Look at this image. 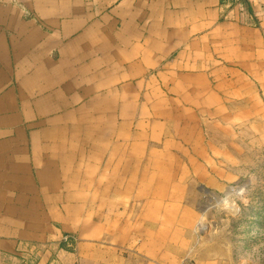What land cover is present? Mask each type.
Wrapping results in <instances>:
<instances>
[{
    "label": "crops",
    "instance_id": "1",
    "mask_svg": "<svg viewBox=\"0 0 264 264\" xmlns=\"http://www.w3.org/2000/svg\"><path fill=\"white\" fill-rule=\"evenodd\" d=\"M252 98L264 0H0V264H234L191 168Z\"/></svg>",
    "mask_w": 264,
    "mask_h": 264
},
{
    "label": "rangeland",
    "instance_id": "2",
    "mask_svg": "<svg viewBox=\"0 0 264 264\" xmlns=\"http://www.w3.org/2000/svg\"><path fill=\"white\" fill-rule=\"evenodd\" d=\"M251 102L237 104L228 114L205 116L198 147L204 171L201 164L191 168L204 176L199 234L209 224L218 233L216 240L230 249L234 264L253 246L264 253V106L256 105L255 98ZM256 259L264 264V255Z\"/></svg>",
    "mask_w": 264,
    "mask_h": 264
},
{
    "label": "clouds",
    "instance_id": "3",
    "mask_svg": "<svg viewBox=\"0 0 264 264\" xmlns=\"http://www.w3.org/2000/svg\"><path fill=\"white\" fill-rule=\"evenodd\" d=\"M264 255L260 253V246H253L252 249L246 254V256L241 260L240 264H257V255Z\"/></svg>",
    "mask_w": 264,
    "mask_h": 264
},
{
    "label": "built area",
    "instance_id": "4",
    "mask_svg": "<svg viewBox=\"0 0 264 264\" xmlns=\"http://www.w3.org/2000/svg\"><path fill=\"white\" fill-rule=\"evenodd\" d=\"M69 236H65L66 241L68 240Z\"/></svg>",
    "mask_w": 264,
    "mask_h": 264
},
{
    "label": "bare ground",
    "instance_id": "5",
    "mask_svg": "<svg viewBox=\"0 0 264 264\" xmlns=\"http://www.w3.org/2000/svg\"><path fill=\"white\" fill-rule=\"evenodd\" d=\"M201 223V222H200ZM201 225H202V223H201ZM204 225V224H203ZM202 225V227L204 228V226Z\"/></svg>",
    "mask_w": 264,
    "mask_h": 264
}]
</instances>
